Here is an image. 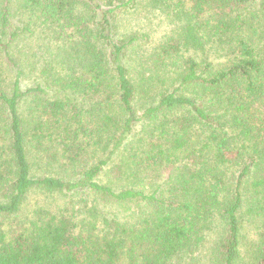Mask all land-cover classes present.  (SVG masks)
<instances>
[{"label":"trees","instance_id":"16d2710c","mask_svg":"<svg viewBox=\"0 0 264 264\" xmlns=\"http://www.w3.org/2000/svg\"><path fill=\"white\" fill-rule=\"evenodd\" d=\"M0 264H264V0H0Z\"/></svg>","mask_w":264,"mask_h":264},{"label":"rangeland","instance_id":"374dc122","mask_svg":"<svg viewBox=\"0 0 264 264\" xmlns=\"http://www.w3.org/2000/svg\"><path fill=\"white\" fill-rule=\"evenodd\" d=\"M119 23L121 27L120 31H126L132 28H138L140 30H145L146 32H150L153 38L154 36H159L168 28V26H166L167 21L164 19V17H161L159 13L157 12L155 13L153 12V10H149V9L146 10L143 9L134 14H123L119 20ZM25 50H26L25 53L27 52L28 54L27 56H30L32 54L30 48H27ZM147 50L148 47L146 46L142 48L141 53H144ZM27 66H26L27 71H29L30 66L29 67ZM34 200H36V198H34L32 202H34ZM30 205H32V203H30ZM249 236L252 237L251 234H249ZM249 236L248 238L251 239Z\"/></svg>","mask_w":264,"mask_h":264}]
</instances>
